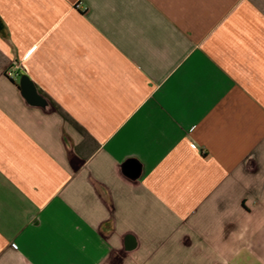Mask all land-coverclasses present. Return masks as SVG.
<instances>
[{
    "label": "crops",
    "instance_id": "1",
    "mask_svg": "<svg viewBox=\"0 0 264 264\" xmlns=\"http://www.w3.org/2000/svg\"><path fill=\"white\" fill-rule=\"evenodd\" d=\"M0 264H264V0H0Z\"/></svg>",
    "mask_w": 264,
    "mask_h": 264
},
{
    "label": "built area",
    "instance_id": "2",
    "mask_svg": "<svg viewBox=\"0 0 264 264\" xmlns=\"http://www.w3.org/2000/svg\"><path fill=\"white\" fill-rule=\"evenodd\" d=\"M21 69V64L18 62H10L6 68V76L9 79H14L15 77L18 76V71ZM14 247H16V245H13Z\"/></svg>",
    "mask_w": 264,
    "mask_h": 264
},
{
    "label": "water",
    "instance_id": "3",
    "mask_svg": "<svg viewBox=\"0 0 264 264\" xmlns=\"http://www.w3.org/2000/svg\"><path fill=\"white\" fill-rule=\"evenodd\" d=\"M124 171L129 177L132 178L138 177L140 173L139 166L135 162H132L129 165H125Z\"/></svg>",
    "mask_w": 264,
    "mask_h": 264
}]
</instances>
